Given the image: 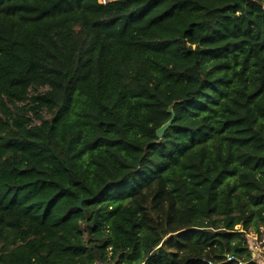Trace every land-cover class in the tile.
I'll return each mask as SVG.
<instances>
[{
  "label": "trees",
  "instance_id": "trees-1",
  "mask_svg": "<svg viewBox=\"0 0 264 264\" xmlns=\"http://www.w3.org/2000/svg\"><path fill=\"white\" fill-rule=\"evenodd\" d=\"M261 228L264 0H0V264H257Z\"/></svg>",
  "mask_w": 264,
  "mask_h": 264
},
{
  "label": "built area",
  "instance_id": "built-area-1",
  "mask_svg": "<svg viewBox=\"0 0 264 264\" xmlns=\"http://www.w3.org/2000/svg\"><path fill=\"white\" fill-rule=\"evenodd\" d=\"M107 0H99L101 4H105ZM248 243V250L250 253V259L257 264H264V228H261L259 232H250L246 234ZM234 259L229 257V261ZM91 264H107L102 261H94ZM243 264V262H239Z\"/></svg>",
  "mask_w": 264,
  "mask_h": 264
},
{
  "label": "water",
  "instance_id": "water-1",
  "mask_svg": "<svg viewBox=\"0 0 264 264\" xmlns=\"http://www.w3.org/2000/svg\"><path fill=\"white\" fill-rule=\"evenodd\" d=\"M169 112H170V113H173L171 108L169 109ZM170 124H171L170 121L167 122L165 125H163V126L157 131V135H158V137H161V136L164 134V132L169 128ZM78 208H79L80 210H82V201H80V202L78 203Z\"/></svg>",
  "mask_w": 264,
  "mask_h": 264
},
{
  "label": "rangeland",
  "instance_id": "rangeland-1",
  "mask_svg": "<svg viewBox=\"0 0 264 264\" xmlns=\"http://www.w3.org/2000/svg\"><path fill=\"white\" fill-rule=\"evenodd\" d=\"M42 115H43L44 118H48L49 117V114H47L46 112H44ZM236 228L238 229V228H240V226H237ZM85 237H87L86 234H85Z\"/></svg>",
  "mask_w": 264,
  "mask_h": 264
}]
</instances>
